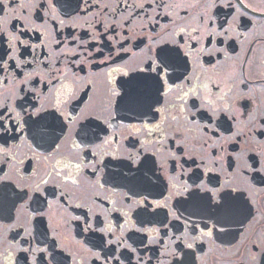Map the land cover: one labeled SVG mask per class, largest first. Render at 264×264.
<instances>
[{
  "label": "flooded vegetation",
  "instance_id": "flooded-vegetation-1",
  "mask_svg": "<svg viewBox=\"0 0 264 264\" xmlns=\"http://www.w3.org/2000/svg\"><path fill=\"white\" fill-rule=\"evenodd\" d=\"M0 264H264V0H0Z\"/></svg>",
  "mask_w": 264,
  "mask_h": 264
},
{
  "label": "snow or ice",
  "instance_id": "snow-or-ice-1",
  "mask_svg": "<svg viewBox=\"0 0 264 264\" xmlns=\"http://www.w3.org/2000/svg\"><path fill=\"white\" fill-rule=\"evenodd\" d=\"M166 56H167V53L165 52V50L161 49L160 52L158 53V57L162 65L166 63ZM149 68L150 70L155 71V69H151V65H149ZM157 76H158V73H157ZM154 79L156 78L154 77Z\"/></svg>",
  "mask_w": 264,
  "mask_h": 264
}]
</instances>
